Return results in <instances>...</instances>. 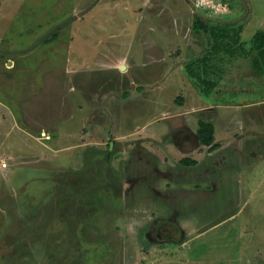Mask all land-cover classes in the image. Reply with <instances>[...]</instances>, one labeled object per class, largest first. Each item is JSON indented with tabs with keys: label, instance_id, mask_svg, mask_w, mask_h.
<instances>
[{
	"label": "rangeland",
	"instance_id": "374dc122",
	"mask_svg": "<svg viewBox=\"0 0 264 264\" xmlns=\"http://www.w3.org/2000/svg\"><path fill=\"white\" fill-rule=\"evenodd\" d=\"M228 2L0 0V264H264V137L184 155L174 129L196 94L185 65L211 48L198 15L246 44L212 57L213 79L233 82L216 98L235 108L218 142L250 116L264 130V101L240 105L264 100V85L243 90L264 0Z\"/></svg>",
	"mask_w": 264,
	"mask_h": 264
},
{
	"label": "crops",
	"instance_id": "0c3cea01",
	"mask_svg": "<svg viewBox=\"0 0 264 264\" xmlns=\"http://www.w3.org/2000/svg\"><path fill=\"white\" fill-rule=\"evenodd\" d=\"M182 46L183 45H179L176 49H179L183 54L184 49H182ZM88 65H90V62L89 61L87 63L85 62V64L83 65L84 66L83 71L88 69L87 67ZM73 67L75 68V66ZM68 71L72 72L74 70H68ZM255 72L257 73V76L259 79H256L255 82L250 81L248 82L247 85L245 84L243 90L245 91L250 90L253 92H257L258 90H260L259 87L261 85H264L262 84V80L260 79L264 76L260 74L257 70ZM223 74H224V71H223ZM186 77L188 79V76ZM215 79L217 80L216 81L217 86L214 89H212L211 93L209 94L210 98L208 99L205 98L203 96L204 94L198 92V90H196L195 95L185 94L186 96H188L185 99V105L182 106V108L184 107L183 110H185V112H182L181 114L177 116L179 118H178V122L175 124L176 128H174L175 132L178 133V136H176V139H177V142L180 144V147H181L180 151H182L184 155L189 153L190 151H188V148L193 147V146L197 147L199 151L207 150V154H209V156L213 154L215 155L217 152L221 150L222 151L229 150V151H237V152L241 150L244 152L251 151L253 148H250V146L255 145L254 140L259 136H262V138L264 137V130L256 129L258 127L253 126L256 123V120L253 118V116H250L246 118L245 121L243 122L244 127L241 128V131H242L241 134L238 132L234 134V131H233L231 137L227 138L224 142H221V143L218 142L216 126H218V124H220L221 121H223L222 117L223 118L226 117L228 118V120L231 121V117L233 116V112H234L233 109L235 108L234 107L231 108V104H229V102H222L216 98V94H218L223 89L230 86L233 82L228 83L229 80L225 77L221 81L219 80V78H215ZM189 83L191 82L189 81ZM212 99H214L215 101L214 100L212 101ZM261 101L263 102L264 100L253 101V102L249 100V101L243 102L244 104H240V105H247L248 107L246 108H249L250 106H254V104L261 103ZM236 105L238 106V104ZM222 110H226V111H223V114L225 115L219 116ZM258 119L260 120L261 117H259ZM199 120L212 122L214 124L215 141L217 143V148L212 150L208 146L202 145L200 143L198 133H197L198 126H199L198 125ZM246 123L247 124L249 123L248 127L246 126ZM224 149H227V150H224ZM189 155L190 154H188L183 159H192V160H195L196 162H194L191 165L184 164V163L182 164L186 165V167H189V166L198 167L200 165V160L197 158H192V156H189Z\"/></svg>",
	"mask_w": 264,
	"mask_h": 264
},
{
	"label": "trees",
	"instance_id": "16d2710c",
	"mask_svg": "<svg viewBox=\"0 0 264 264\" xmlns=\"http://www.w3.org/2000/svg\"><path fill=\"white\" fill-rule=\"evenodd\" d=\"M199 5L210 6L217 13H228L231 10V6L228 0H198ZM193 28L196 31H202L210 36V49L204 51L201 57H198L185 65L186 74L188 76L191 84L195 83V88L200 93L209 95L217 86V80L213 79V75L218 73L219 67L215 63H211L212 57L221 54L223 48H228V54L234 55L237 52H246L245 41L241 40L240 34L242 28L230 29L229 27H221L210 25L208 22L204 21L198 15L195 18ZM251 40V49L256 52L254 59L255 69L264 76V29L256 31ZM239 49V51H237ZM220 61L223 58L220 57ZM218 69V71H217ZM129 92H125L124 96L128 97ZM183 94L180 96V101L178 105L184 104ZM198 137L202 145L208 146L210 149L217 148V143L215 141V126L212 122H207L204 120H199L198 122ZM195 160L192 159H182L181 163L191 165Z\"/></svg>",
	"mask_w": 264,
	"mask_h": 264
},
{
	"label": "flooded vegetation",
	"instance_id": "af4514ba",
	"mask_svg": "<svg viewBox=\"0 0 264 264\" xmlns=\"http://www.w3.org/2000/svg\"><path fill=\"white\" fill-rule=\"evenodd\" d=\"M175 227L176 226L169 222H161V225L158 230V237L160 239H169L176 237L177 229Z\"/></svg>",
	"mask_w": 264,
	"mask_h": 264
},
{
	"label": "built area",
	"instance_id": "2783aa9c",
	"mask_svg": "<svg viewBox=\"0 0 264 264\" xmlns=\"http://www.w3.org/2000/svg\"><path fill=\"white\" fill-rule=\"evenodd\" d=\"M2 166H4V167L7 166V163L6 162H3L2 163Z\"/></svg>",
	"mask_w": 264,
	"mask_h": 264
},
{
	"label": "water",
	"instance_id": "95a60500",
	"mask_svg": "<svg viewBox=\"0 0 264 264\" xmlns=\"http://www.w3.org/2000/svg\"><path fill=\"white\" fill-rule=\"evenodd\" d=\"M123 67V66H122Z\"/></svg>",
	"mask_w": 264,
	"mask_h": 264
}]
</instances>
